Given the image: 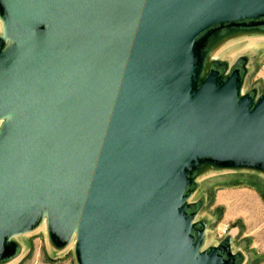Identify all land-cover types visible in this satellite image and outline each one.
I'll return each mask as SVG.
<instances>
[{"label":"water","instance_id":"water-1","mask_svg":"<svg viewBox=\"0 0 264 264\" xmlns=\"http://www.w3.org/2000/svg\"><path fill=\"white\" fill-rule=\"evenodd\" d=\"M0 22V264L42 222L77 264H240L188 200L207 165L264 173V91L241 59L204 73L264 0H0Z\"/></svg>","mask_w":264,"mask_h":264},{"label":"rangeland","instance_id":"rangeland-1","mask_svg":"<svg viewBox=\"0 0 264 264\" xmlns=\"http://www.w3.org/2000/svg\"><path fill=\"white\" fill-rule=\"evenodd\" d=\"M240 59L247 69L242 92L254 90L259 96L264 91V34L215 37L204 59V73L213 62L230 67ZM195 183L188 203L199 205L195 220L206 226L202 249L227 239L231 251L240 254V264H264V173L207 165ZM12 241L19 244L18 255L1 264H77L73 241L61 250L55 248L43 222Z\"/></svg>","mask_w":264,"mask_h":264},{"label":"flooded vegetation","instance_id":"flooded-vegetation-1","mask_svg":"<svg viewBox=\"0 0 264 264\" xmlns=\"http://www.w3.org/2000/svg\"><path fill=\"white\" fill-rule=\"evenodd\" d=\"M263 19L260 20H255V21H244L242 23L247 24V25H252V26H256L259 22H261ZM258 26V25H257ZM234 68H240L237 65Z\"/></svg>","mask_w":264,"mask_h":264}]
</instances>
